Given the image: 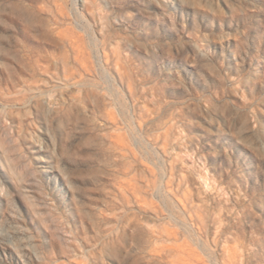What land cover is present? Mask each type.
I'll return each mask as SVG.
<instances>
[{
    "label": "rangeland",
    "instance_id": "rangeland-1",
    "mask_svg": "<svg viewBox=\"0 0 264 264\" xmlns=\"http://www.w3.org/2000/svg\"><path fill=\"white\" fill-rule=\"evenodd\" d=\"M0 264H264V0H0Z\"/></svg>",
    "mask_w": 264,
    "mask_h": 264
}]
</instances>
